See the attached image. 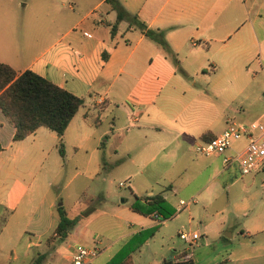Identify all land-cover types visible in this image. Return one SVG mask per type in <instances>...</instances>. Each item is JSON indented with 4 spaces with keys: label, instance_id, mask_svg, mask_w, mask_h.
<instances>
[{
    "label": "crops",
    "instance_id": "obj_1",
    "mask_svg": "<svg viewBox=\"0 0 264 264\" xmlns=\"http://www.w3.org/2000/svg\"><path fill=\"white\" fill-rule=\"evenodd\" d=\"M118 1L127 11L137 14L147 27L162 29L169 51L137 27L128 26L124 19L117 21L111 31L115 11L105 0H92L86 6L78 1L75 4L74 0L61 2L68 8L64 14L67 20L55 27L50 37L41 39L40 48L30 56H21L18 49L0 47V61L16 72L29 68L82 98L63 130V155L57 150L55 132L42 125L22 138L12 139L14 126L0 110V264H27L32 258L28 246L44 245L55 226L49 232L54 203L43 188L44 178L51 172L48 162H54L55 155L63 157L67 145L76 150L84 148L83 132L100 122L104 110L108 111L109 124L113 126L109 128L117 137L114 150L127 156L132 150L136 157L130 160L138 172L158 157L165 160L174 156L183 159L176 164L181 173L200 157L222 159L247 141L244 136L241 146L230 142L218 154L203 155L194 150L195 143L219 133L229 120L224 113L213 114L218 87H214L215 80L210 76L214 71L210 62L207 72L203 45L210 38L231 40L235 46L225 48L224 59L233 67L249 53V44L256 42L258 52L254 59L264 72L260 59L261 49L264 57V0ZM247 14H251L250 25L244 24ZM246 40L247 48L243 45ZM198 75L201 81L196 84ZM227 80L233 82L230 89L234 95L228 98L231 101L243 93L244 85L237 81L232 70ZM226 89L228 93L229 88L221 91ZM258 116L264 120V107L259 109ZM89 154L93 158L91 172H95L102 155L98 158L97 147H92ZM173 160L166 167L172 166ZM220 172V167L214 169L208 180L219 184L216 176ZM131 180L127 182L133 186ZM234 180L224 183L226 191ZM169 187L166 184L159 191L147 190L142 199L156 192L165 198L164 190ZM134 196L137 197L135 193ZM261 202L264 212V197ZM181 204L187 205L188 201ZM153 213L147 214L144 225L134 227L135 223L129 222L121 240L153 224L157 227L161 220ZM262 231L264 222L244 232ZM90 242L99 251L94 244L99 238L92 234ZM78 245L84 244L76 243L72 250ZM184 252L187 251L162 255L159 261L171 257L182 262ZM130 260L133 264L131 254ZM188 260L192 262L191 254Z\"/></svg>",
    "mask_w": 264,
    "mask_h": 264
},
{
    "label": "rangeland",
    "instance_id": "obj_2",
    "mask_svg": "<svg viewBox=\"0 0 264 264\" xmlns=\"http://www.w3.org/2000/svg\"><path fill=\"white\" fill-rule=\"evenodd\" d=\"M74 1L86 6L92 0ZM61 2L67 0H0V47L18 49L21 56L36 52L41 39L50 37L55 27L67 20L64 14L68 8ZM244 19V24L250 25L251 14ZM224 39L210 38L203 45L204 57L208 61L207 72H210L211 63L214 71L210 76L215 80L214 87H218L215 89L213 114L224 113L228 121L261 120L258 111L264 107V101L259 92L264 85V72L254 59L258 44H249L251 49L245 58L229 67L231 62L224 59L225 48L235 44ZM248 43L247 40L243 42L245 48ZM260 59L264 65L262 49ZM231 70L237 81L244 85V90L228 101L234 95L230 89L233 82L227 80ZM195 80L198 84L201 77L198 75ZM221 88L230 91L222 92ZM107 114L108 111L104 110L98 124L86 127L84 148L76 150L67 145L63 157L55 155L54 162H48L51 172L46 174L43 188L54 203L51 208L53 224L49 232L57 221V204L63 206L66 215L78 218L66 237L53 241L47 248L43 244L38 248L29 245V255L33 257L37 252L47 251L41 264H67L73 245L91 246L94 234L99 238V242L94 243L99 251L85 264H104L110 256L125 253L131 254L133 264H155L162 255L183 250L190 252L193 264H264V254L257 253L264 251V231L244 232L264 222L261 202L264 166L254 173H240L235 163L222 168L221 157L203 156L179 173L176 164L183 160L182 157L169 156L165 160L158 157L148 162L142 172H138L130 160V157H136L132 150L128 156L114 150L117 137L109 128L113 126L109 124ZM244 138L231 140V143L241 146ZM92 147H97L98 158L102 155L95 172H91L93 158L89 151ZM171 160L172 166L166 167ZM218 167L221 172L216 176L219 184L215 185L208 176ZM234 178L226 191L224 183ZM131 179L133 186L130 185ZM119 181L125 182L124 186H119ZM166 184H170L164 194L171 213L166 217L159 215V225L142 240L140 237L121 240L129 222L138 227L148 221L147 214L144 216L130 209L134 193L142 201L145 191H159ZM179 198L188 204L179 203ZM178 230L194 231L197 237L187 243L179 238Z\"/></svg>",
    "mask_w": 264,
    "mask_h": 264
},
{
    "label": "trees",
    "instance_id": "obj_3",
    "mask_svg": "<svg viewBox=\"0 0 264 264\" xmlns=\"http://www.w3.org/2000/svg\"><path fill=\"white\" fill-rule=\"evenodd\" d=\"M105 1L115 11V19L110 26L111 31L115 28L117 21L124 19L128 26L137 27L144 35L166 51H169L162 29L147 27L137 14L127 11L118 0ZM81 102L82 98L80 96L33 70L25 68L16 72L9 64L0 61V110L14 126L12 139L22 138L37 126L42 125L55 132L57 150L60 155H63V142L61 139L63 130ZM129 207L141 214L155 212L156 216L166 217L171 213L165 198L159 192L145 196L142 201L135 197ZM55 209L57 211V222L52 233L45 238V248L53 241L65 237L78 218L77 216L69 217L66 215L61 204H57ZM155 228L156 224H153L140 229L127 239L140 237L139 240H142L144 237L151 235L152 230ZM46 252H37L27 264H41ZM104 264H131L130 254L112 255ZM157 264H192V262L190 260L176 262L171 257H164Z\"/></svg>",
    "mask_w": 264,
    "mask_h": 264
},
{
    "label": "built area",
    "instance_id": "obj_4",
    "mask_svg": "<svg viewBox=\"0 0 264 264\" xmlns=\"http://www.w3.org/2000/svg\"><path fill=\"white\" fill-rule=\"evenodd\" d=\"M264 101V87L260 92ZM245 136L247 141L231 154L222 156L224 166L235 163L240 173H248L264 166V120L236 121L230 120L225 127L212 137L200 140L194 145V150L203 155L218 154L227 148L233 139ZM118 185H123L122 181ZM179 203L183 200L179 199ZM156 216V213H153ZM179 238L187 243L197 237L196 232L178 230ZM98 253L95 246H76L70 256L69 264H85ZM190 253L184 252L180 259L188 260ZM175 261L178 258L174 259Z\"/></svg>",
    "mask_w": 264,
    "mask_h": 264
}]
</instances>
